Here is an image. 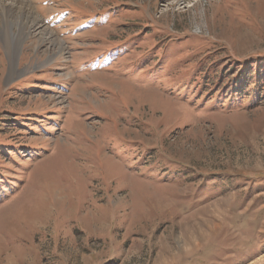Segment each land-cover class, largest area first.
Segmentation results:
<instances>
[{
	"label": "rangeland",
	"instance_id": "rangeland-1",
	"mask_svg": "<svg viewBox=\"0 0 264 264\" xmlns=\"http://www.w3.org/2000/svg\"><path fill=\"white\" fill-rule=\"evenodd\" d=\"M15 4L0 264H264V0Z\"/></svg>",
	"mask_w": 264,
	"mask_h": 264
},
{
	"label": "bare ground",
	"instance_id": "bare-ground-1",
	"mask_svg": "<svg viewBox=\"0 0 264 264\" xmlns=\"http://www.w3.org/2000/svg\"><path fill=\"white\" fill-rule=\"evenodd\" d=\"M16 1L9 0L6 3L0 1V36L4 45V51L12 59H14L20 50L22 51L20 43L28 35H38L39 43L44 44L46 43L47 36L49 37L50 35V32L37 22L38 16H34V11L32 13L30 11L31 8L29 7V10L27 6L17 7ZM20 2L22 3L23 0H20Z\"/></svg>",
	"mask_w": 264,
	"mask_h": 264
}]
</instances>
